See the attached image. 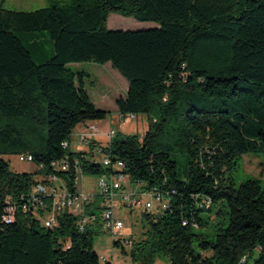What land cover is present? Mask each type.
Segmentation results:
<instances>
[{
    "label": "trees",
    "instance_id": "1",
    "mask_svg": "<svg viewBox=\"0 0 264 264\" xmlns=\"http://www.w3.org/2000/svg\"><path fill=\"white\" fill-rule=\"evenodd\" d=\"M49 2L31 12L0 7V264H100L96 231H80L67 210L46 228L53 198L41 196L43 209L32 193L54 177L75 194L79 176L118 172L167 199L165 210L144 212L134 264H264V189L227 177L242 156L264 150V0ZM111 14L157 27L111 30ZM83 63L111 64L127 81L116 105L123 117H147L142 137L64 147L78 125L109 116L88 93L90 74L72 67ZM20 154L32 155L35 172L11 168L6 157ZM102 201L86 211L101 215ZM213 212L226 222L196 234Z\"/></svg>",
    "mask_w": 264,
    "mask_h": 264
},
{
    "label": "rangeland",
    "instance_id": "2",
    "mask_svg": "<svg viewBox=\"0 0 264 264\" xmlns=\"http://www.w3.org/2000/svg\"><path fill=\"white\" fill-rule=\"evenodd\" d=\"M69 1L70 0H54L56 4H64ZM48 6H50L49 0H0V7L19 12L36 11ZM109 23V29L123 31H138L148 26L146 25L148 23H141L134 18H127L118 14H111ZM111 26L112 28H110ZM73 68L75 69V67ZM77 70L86 71L90 74L91 77L87 78V85L90 95L94 100H97L99 95H108L109 90L113 88L111 85L114 83L118 88H122V84L117 76H120V78L126 82V80L112 68L111 64L102 66L93 63H83L78 65ZM93 122L102 130L108 129V119L106 121L98 120ZM89 123L90 122H88V124ZM85 128L86 124H80L74 129V141L81 132L85 131ZM112 128L119 131V134L122 135H138L142 137L147 131V117L145 115H138L135 120L126 121L121 127L114 122ZM20 155L6 157L11 168L17 172H35L36 166L33 163L21 162L19 160ZM98 158L101 159L100 157ZM175 160L178 163L179 177L180 179H184L188 166L187 156L179 155ZM229 176L232 178L235 188H238L242 182L258 180L261 188L264 189V150L260 151L258 154L242 156L238 162V166L227 174V177ZM98 179V175L82 176L77 185L79 192H95L97 190ZM141 189L142 186L140 184L134 186L135 193L141 192ZM143 201L144 203H146V201L152 202L154 204L153 213L159 212V204L152 195H146ZM116 202L117 210H114L115 216L125 225L124 229L121 230L118 235H120L122 239L131 240L132 243L133 240L137 241L144 238L147 231L143 215L145 212L144 208L138 207L134 210H128L121 207L119 199H117ZM217 210L218 209H216V211ZM223 211H226V209L224 208ZM203 217L208 220V225L204 228L195 226L194 232L196 234H206L210 236L217 224L225 223L227 220L225 214H223L222 217H217L215 212L204 213ZM91 228L96 231L94 237V250L99 256L100 264H134L130 256L131 246L126 245V241H122L123 247H115L114 242L116 239L111 232L106 229L102 218H100L98 223L91 226ZM123 249L125 252H123Z\"/></svg>",
    "mask_w": 264,
    "mask_h": 264
},
{
    "label": "built area",
    "instance_id": "3",
    "mask_svg": "<svg viewBox=\"0 0 264 264\" xmlns=\"http://www.w3.org/2000/svg\"><path fill=\"white\" fill-rule=\"evenodd\" d=\"M119 119L121 122L125 120L133 121L136 119V116L128 115L123 117L119 114ZM97 131L98 130L95 126L89 125L86 133L77 136V146H86L90 148L92 142H94L93 138ZM116 134L117 132L115 130H110L108 134L109 143L116 136ZM71 145L72 143H65L64 147H71ZM94 151L98 155L100 154V150H98V148H95ZM19 160L21 162L33 163V157L30 154H21ZM101 163L104 167L110 166V160L107 157H103L101 159ZM59 167L65 170L67 169L68 164H61ZM123 167V163H118L115 166V168H117L118 170H122ZM81 177L82 176H79L78 181ZM51 180L53 182V185H43L40 183L33 189L32 193V199L35 202V207H38L39 204V206L43 209H45L46 206L44 205V201L41 199V196L53 198L52 209L46 214L44 218V226L46 228H53L54 226H56L58 213L67 210L78 216L79 220L77 222V225L80 231H85L90 226L98 223L100 218H102L106 229L111 232V234L117 241L121 243L122 241H126V245L132 246L131 240L122 239L120 235H118L119 232L124 229L125 225L121 220L117 219L114 213V210H116L117 207V199L120 200L122 208L134 210L138 207H142L144 208L145 212L151 213L153 212L154 204L147 201L146 203H144L143 198L146 195H152L159 204V211H163L167 208V199L161 194L143 191L142 189L141 192L138 193H135L134 191H127L126 188L129 186V184H131V181L129 176L121 172H118L116 174L103 175L98 179L97 195L100 196L103 200L100 204V207L102 208L101 215H98L96 213L90 214L86 211L87 206L94 202V196L86 193H81L79 191H77V193L75 194L70 193L64 187V183L61 180H56L54 177L51 178ZM27 208L28 207L26 205L24 210H27ZM9 211V219H12L14 209H11ZM246 260L247 256H244L242 258V262Z\"/></svg>",
    "mask_w": 264,
    "mask_h": 264
},
{
    "label": "crops",
    "instance_id": "4",
    "mask_svg": "<svg viewBox=\"0 0 264 264\" xmlns=\"http://www.w3.org/2000/svg\"><path fill=\"white\" fill-rule=\"evenodd\" d=\"M110 17V16H109ZM120 19V18H119ZM110 23H109V19H108V27H109ZM148 25L146 28H153V27H157L156 24H152V23H148L146 24ZM112 28V26L110 27ZM112 30V29H111ZM78 65L81 64H77V65H73L72 67L77 68ZM86 72V71H84ZM87 73V72H86ZM113 73V72H112ZM89 74V73H88ZM118 75V74H117ZM118 80L121 82L122 84V88H118V86L115 85V83L113 85H111L113 88L109 90L108 95H99V98L97 100H94L91 95H90V91L89 88L88 89V93L94 103V105L96 106V108L100 109V110H104V111H108L109 112V116L104 119L105 121L108 119V124H107V130H102L100 127H98L93 121L90 122L89 124H86V128L84 132H81V134H84L87 132V128L89 127V125H93L97 128V132L95 133V136L93 138L94 142L101 144L102 146H106L109 144V137L108 134L110 132V130H112V125L114 124V122L121 127L123 123H125L126 121L129 120H125L123 122L120 121L119 119V112H118V108L116 105V101L120 98V97H125L128 91V83L127 81L125 82L124 80H122V78H120V76H117ZM116 86V87H115ZM115 130V129H113ZM117 133H119V131L115 130ZM80 135V134H79ZM71 149L73 151H89L90 148L83 146V147H78L76 144V140L72 142L71 145ZM136 184H129V186L126 188L127 191H134V186ZM79 191V190H78ZM98 193V184H97V190L95 192H86V194L92 195V196H97ZM117 210V209H116ZM118 219V218H117ZM120 220V219H119ZM249 264H252L251 262Z\"/></svg>",
    "mask_w": 264,
    "mask_h": 264
}]
</instances>
